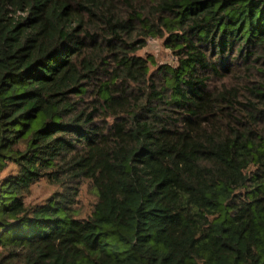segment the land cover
Segmentation results:
<instances>
[{
	"label": "trees",
	"instance_id": "obj_1",
	"mask_svg": "<svg viewBox=\"0 0 264 264\" xmlns=\"http://www.w3.org/2000/svg\"><path fill=\"white\" fill-rule=\"evenodd\" d=\"M0 264H264V0H0Z\"/></svg>",
	"mask_w": 264,
	"mask_h": 264
},
{
	"label": "rangeland",
	"instance_id": "obj_2",
	"mask_svg": "<svg viewBox=\"0 0 264 264\" xmlns=\"http://www.w3.org/2000/svg\"><path fill=\"white\" fill-rule=\"evenodd\" d=\"M138 54L153 55L158 63H174V57L162 46V40L158 38H149L146 46L139 50ZM58 189L57 186L48 183L45 179H40L30 186V190L25 194V202L29 205H35L44 202L50 195ZM95 201V195L92 189L84 182L76 197V209L81 216L86 215Z\"/></svg>",
	"mask_w": 264,
	"mask_h": 264
}]
</instances>
